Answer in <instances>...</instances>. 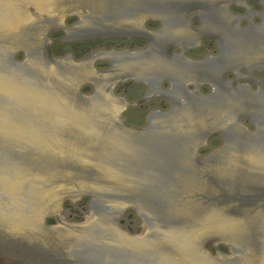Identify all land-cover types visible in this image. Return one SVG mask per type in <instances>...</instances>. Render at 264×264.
<instances>
[{
	"label": "water",
	"instance_id": "obj_1",
	"mask_svg": "<svg viewBox=\"0 0 264 264\" xmlns=\"http://www.w3.org/2000/svg\"><path fill=\"white\" fill-rule=\"evenodd\" d=\"M71 19L87 32L147 22L198 44L207 34L216 61L163 64L192 92L129 132L113 89L147 68H128L127 53L81 63L98 48L50 60V32ZM83 199L95 226L62 217ZM134 211L146 239L116 226ZM0 240L22 250L0 248V264L28 262L26 250L52 264H264V0H0Z\"/></svg>",
	"mask_w": 264,
	"mask_h": 264
},
{
	"label": "flooded vegetation",
	"instance_id": "obj_2",
	"mask_svg": "<svg viewBox=\"0 0 264 264\" xmlns=\"http://www.w3.org/2000/svg\"><path fill=\"white\" fill-rule=\"evenodd\" d=\"M75 20L71 19L68 25H65L66 29L65 27L58 28L57 30L60 32L51 36L55 31L53 30L50 34V47L47 50L50 60H56L53 55L60 58L62 55L68 54H72L78 59L85 54H89L91 50L98 48L108 51H99L88 61H82L81 63H89L102 53H127L129 55H137V59L130 60L129 62L124 61L128 68L133 67L135 63L147 68L143 79L137 78L134 74L127 72V79L118 82L113 89L116 99H120L121 102L125 103V108L122 109L119 117L125 122L123 126L129 132H148L152 129L151 123L154 120L163 118L169 114V112H166V102L170 105L176 99L175 103H177L179 101L176 96L178 92L182 93L185 98H187L188 91L192 92L185 85L186 88H182V85H180V88H177L163 74L161 69L163 64L171 62L174 63L175 67L184 68L183 70L187 72H203L208 71V69L210 70L216 61L213 53L209 52L207 54V51L210 49L204 37L199 44L196 43L197 41L194 37H189L190 35H186L183 38L166 37L158 30L157 25L151 23L144 24L146 30H142L143 32H130L128 29L125 30L123 28L119 30L118 27H106L100 28L97 31L87 32L76 29L80 26V23H76ZM191 28L198 30L192 26ZM74 29L76 30L75 32L72 31ZM204 47L206 50H204ZM72 55L67 58L69 59ZM72 58L70 59L72 60ZM132 62L133 64H129ZM109 63L112 66L111 70L105 72L99 71V73L107 74L112 72L114 70V62L109 60ZM106 66L107 64H103L101 68ZM225 78L226 76L223 77L224 80ZM117 87L118 90H116ZM130 121L138 122L141 125L138 127L130 123ZM144 126L146 128H143ZM74 213L77 216L81 215L79 211H75ZM49 221L46 223L48 228H50ZM5 247L9 246H6V244L2 246L0 243L1 249ZM28 254L32 255L33 258L29 259L28 262L21 259L23 262L19 264H52V261L38 257L37 253L33 251H28Z\"/></svg>",
	"mask_w": 264,
	"mask_h": 264
},
{
	"label": "rangeland",
	"instance_id": "obj_3",
	"mask_svg": "<svg viewBox=\"0 0 264 264\" xmlns=\"http://www.w3.org/2000/svg\"><path fill=\"white\" fill-rule=\"evenodd\" d=\"M67 206H69V208H67ZM75 211H79L81 215H75ZM95 215L96 207L89 199L71 200L62 207V217L66 218L69 225L83 227L95 226ZM116 226L123 235L144 239H146L150 230L149 225L138 211H134L116 219Z\"/></svg>",
	"mask_w": 264,
	"mask_h": 264
},
{
	"label": "bare ground",
	"instance_id": "obj_4",
	"mask_svg": "<svg viewBox=\"0 0 264 264\" xmlns=\"http://www.w3.org/2000/svg\"><path fill=\"white\" fill-rule=\"evenodd\" d=\"M94 224V223H93Z\"/></svg>",
	"mask_w": 264,
	"mask_h": 264
}]
</instances>
